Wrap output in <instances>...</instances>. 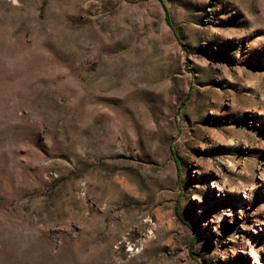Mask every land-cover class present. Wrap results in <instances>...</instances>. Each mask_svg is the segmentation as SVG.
<instances>
[{"label": "rangeland", "instance_id": "374dc122", "mask_svg": "<svg viewBox=\"0 0 264 264\" xmlns=\"http://www.w3.org/2000/svg\"><path fill=\"white\" fill-rule=\"evenodd\" d=\"M245 243L264 264V0H0V264Z\"/></svg>", "mask_w": 264, "mask_h": 264}, {"label": "bare ground", "instance_id": "6f19581e", "mask_svg": "<svg viewBox=\"0 0 264 264\" xmlns=\"http://www.w3.org/2000/svg\"><path fill=\"white\" fill-rule=\"evenodd\" d=\"M217 186L219 185L218 182H216ZM243 197H245V195H243ZM228 215V214H227ZM261 224V223H260ZM260 224H256L255 225V231L252 230V233H256L258 231H263L262 230V226ZM256 247L253 244H249V243H245L242 247H241V251L240 253L244 256H246V258H253V262H251V264H256L257 260H256Z\"/></svg>", "mask_w": 264, "mask_h": 264}]
</instances>
